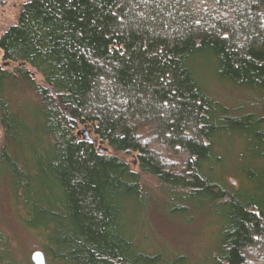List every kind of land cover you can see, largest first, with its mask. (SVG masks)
Wrapping results in <instances>:
<instances>
[{
  "label": "trees",
  "instance_id": "16d2710c",
  "mask_svg": "<svg viewBox=\"0 0 264 264\" xmlns=\"http://www.w3.org/2000/svg\"><path fill=\"white\" fill-rule=\"evenodd\" d=\"M0 52V169L57 264H188L138 240L143 175L167 215L222 218L212 264L264 258L263 200L214 178L224 140L264 147V118L198 77L264 95V0H33Z\"/></svg>",
  "mask_w": 264,
  "mask_h": 264
},
{
  "label": "rangeland",
  "instance_id": "374dc122",
  "mask_svg": "<svg viewBox=\"0 0 264 264\" xmlns=\"http://www.w3.org/2000/svg\"><path fill=\"white\" fill-rule=\"evenodd\" d=\"M33 0H0V36L19 22L22 8ZM3 54L0 52V61ZM17 65L6 64V68L13 70ZM198 77L208 91L222 104L239 114H256L264 118V95L236 89L220 82L213 70L206 64H200ZM36 82H41V76H35ZM80 133L85 137L94 138L91 129ZM3 130L0 125V145L3 142ZM101 148L111 153L106 145ZM264 147L254 148L245 145L239 139L224 140L222 148L217 154L214 178L217 182H224L228 187L236 189L250 198L263 200L264 204ZM132 169L139 171L137 156H124ZM257 160V161H256ZM255 163V165H254ZM143 184L152 191L153 203L144 206L143 230L139 231L144 248L150 252H161L168 259L179 256L187 257L188 264H212L211 253L218 247L221 239L222 218L205 213H191L184 216H169L164 211L165 196L159 189L158 182L149 176H142ZM14 184L0 169V262L10 264H33L32 256L36 252L44 253L47 264H57L55 259L46 251V235L42 225L35 226L34 217L24 213L22 205L15 197ZM20 202V201H19ZM251 264H264V258L251 256Z\"/></svg>",
  "mask_w": 264,
  "mask_h": 264
},
{
  "label": "water",
  "instance_id": "95a60500",
  "mask_svg": "<svg viewBox=\"0 0 264 264\" xmlns=\"http://www.w3.org/2000/svg\"><path fill=\"white\" fill-rule=\"evenodd\" d=\"M86 130L87 129L85 128L83 133H85ZM99 150H100V152L107 153V150H104L103 148H100ZM32 262H33V264H47L46 263V257L44 255V253H42V252L34 253L32 256Z\"/></svg>",
  "mask_w": 264,
  "mask_h": 264
}]
</instances>
